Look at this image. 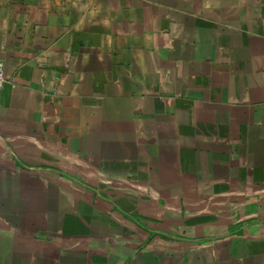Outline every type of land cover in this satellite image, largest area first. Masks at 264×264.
Segmentation results:
<instances>
[{
    "label": "crops",
    "instance_id": "obj_1",
    "mask_svg": "<svg viewBox=\"0 0 264 264\" xmlns=\"http://www.w3.org/2000/svg\"><path fill=\"white\" fill-rule=\"evenodd\" d=\"M0 61V264H264V0H0Z\"/></svg>",
    "mask_w": 264,
    "mask_h": 264
},
{
    "label": "rangeland",
    "instance_id": "obj_2",
    "mask_svg": "<svg viewBox=\"0 0 264 264\" xmlns=\"http://www.w3.org/2000/svg\"><path fill=\"white\" fill-rule=\"evenodd\" d=\"M39 182H40V179H32V183L33 184H30V186H34V185H36ZM38 200H39V195L37 196V200H35V202L38 201ZM53 206L55 207L56 205L54 204ZM39 210H40V208L38 207L36 209V211H39ZM68 212L69 211L67 210V208H66V210L59 211V213L64 214V215L68 214ZM0 218L4 219L5 221L10 223L12 221H16L15 219L17 217L15 216L14 212H7V211H4V210L0 209ZM63 221L66 222V217H64V219L62 217H58L55 222L57 223V225L58 224L64 225L65 223ZM52 224H53V221L50 220L49 221L50 227L52 226ZM16 227H17V230L19 231V228L21 227V229H23L24 226L22 224H16ZM56 229H57V233H59L62 236H64V238L70 235V233H68L67 228L65 226L64 227H57Z\"/></svg>",
    "mask_w": 264,
    "mask_h": 264
},
{
    "label": "built area",
    "instance_id": "obj_3",
    "mask_svg": "<svg viewBox=\"0 0 264 264\" xmlns=\"http://www.w3.org/2000/svg\"><path fill=\"white\" fill-rule=\"evenodd\" d=\"M4 62L0 61V90L3 88L6 78L4 75Z\"/></svg>",
    "mask_w": 264,
    "mask_h": 264
}]
</instances>
